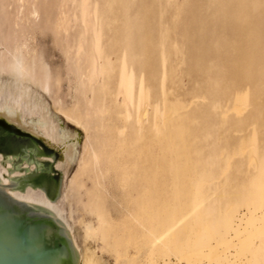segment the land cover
<instances>
[{"label": "bare ground", "instance_id": "6f19581e", "mask_svg": "<svg viewBox=\"0 0 264 264\" xmlns=\"http://www.w3.org/2000/svg\"><path fill=\"white\" fill-rule=\"evenodd\" d=\"M36 2L6 1L16 8L5 16L11 31L0 70L12 75L14 89L3 95L0 83V189L52 211L70 233L78 264H106L90 241L116 264H264V0H199L182 41L171 0L158 4L156 35L146 0L59 2L58 35H69L75 19L77 54L88 45L81 74L91 85L88 110L80 96L69 108L57 104L86 135L70 181L92 217L83 229L78 224L82 245L61 205L66 184L54 174L75 161V135L47 117L26 85L38 66L20 24L39 13ZM52 78L43 72L39 87L51 88ZM185 78L190 86L179 93ZM95 115L102 121L97 150Z\"/></svg>", "mask_w": 264, "mask_h": 264}, {"label": "rangeland", "instance_id": "374dc122", "mask_svg": "<svg viewBox=\"0 0 264 264\" xmlns=\"http://www.w3.org/2000/svg\"><path fill=\"white\" fill-rule=\"evenodd\" d=\"M0 1L3 3V5H2V3L0 2V23H5L6 17L8 16V18H11L12 16H10V15L11 14L13 15L16 7H15V5L7 6L6 5L7 0H0ZM61 1L60 0H37L35 5H36V7H38L37 10H39V8H40L39 13L37 12V15L35 14V17H34V15L31 16L29 20L27 19L28 20L27 22H24L25 21V19H24V21H22L20 26H21V28L22 27L24 28L25 32H27L26 30L29 29L28 32L25 33L26 37L24 36L23 39L26 42L28 41L27 43H28L29 49L32 53V55L30 54V57H29L30 60L36 62V65L38 66L36 71H35V74L37 76L35 74H33L34 76H31L34 79V84H33V82L32 83L31 82L26 83V85H29L30 93L32 94V96L35 97V98L33 97L35 100L38 99L36 97V96H38L40 99V100L38 99V102H40L44 107H46V109L48 107L47 117L49 116L48 117L49 119H52L54 121V123L56 122L55 124H57V125L59 124L60 125V126L58 125L59 128L63 127L62 129L70 131L71 134L75 135V137L73 138V141L75 143L77 142L76 143L77 144V157H76L75 161L67 168L64 166V168L61 169L60 171L58 168H54L55 169L54 174H56V176L60 177L61 179L63 178L64 179L63 183L66 184V185H64V184L63 185L65 186V189L67 192V197L63 200V202H61L62 207H64V209H65V213H66L65 215L67 216L68 220L71 218L69 220V222L72 225L76 224V225H73L74 227L79 228L80 226H82L81 228L83 229L84 224H81V223L90 221L92 219V217L90 214L88 215V211L85 209V206L82 203V202H86V199H85L86 197L85 196L81 197V195L77 191L73 190L72 187H70V185H71L70 181L76 172V166L78 167V163H79L78 160H80V158L78 159V157H81V155H82V152H83L82 149H83L84 144H85L84 141L86 140L85 139L86 135H85V132L82 128L77 127L73 123L67 121L65 116L60 111L58 112L57 108H59L58 105L61 102H62L61 104L63 105L62 108H64V106H65V109L69 108L71 106L70 104L74 105L73 102H75L76 101L75 99L76 98L78 99L80 96V99H81V102L83 105L82 111L84 112V110H85V112H86V109L88 110L91 97H89V95H86L87 94L86 92L89 91V89L91 88V85H89L90 84L89 81L86 80L85 78H82V75H81L85 71L86 67L89 65V62L87 60V58H88V50H87L88 45L86 44L85 49L79 55L77 54L76 45L79 41L81 25L79 22H76L75 19L72 20V23H71L72 24L71 25L72 30L70 29L69 35L64 34V33H62L63 35H61V34L58 35V32L55 28V22H56L55 19L58 15L59 8H60L59 2H61ZM146 1H147L148 8H149L148 9V27L151 29V31L154 33V35H156L158 32V28H159L158 27L159 26L158 14L160 12V6L159 5L165 3V0H157V1L146 0ZM198 1L199 0H171V2H170V4H171L170 5V7H171L170 14H171V19H172L171 21H172V24L174 26V36L179 41L184 40L185 39V32L187 30L192 29L193 22H194V14L196 12V7H197L196 5H197ZM7 10H8V12H7ZM24 10H25V8H24ZM8 21H10V20L7 19L6 23L2 24V26L0 24V37L2 36L3 39H4V37L6 38V36L8 35L7 32L9 33V30L11 31V28L9 29V26H11V24H10V22L8 23ZM30 21H31V24H30ZM22 24H24V25L26 24V25L24 26ZM6 27H7V30H5ZM32 30H33V32H32ZM76 31H77V33H76ZM27 34L31 35V36H28ZM68 40H69V42L71 41L69 44L72 43L71 45H73V47H74L72 52L69 51L71 55L68 53V50H70L68 48ZM2 42L5 43V46L3 45ZM4 49L6 51L5 52L6 55L3 54ZM32 50H34L35 52ZM3 55H4V58L7 56V48H6L5 39L0 42V66H1V61H2ZM35 55H36V57H35ZM39 58H40V60H39L40 62L37 60ZM39 63H40V65H38ZM82 66H84L85 69ZM42 67L45 69H42ZM0 69H1V67H0ZM1 71H3V72L1 73ZM38 71H40L39 75L37 74ZM43 72H44V74L48 75L49 78L53 77L52 79H50L52 82L50 85L51 88H49L47 90L45 89L46 91L42 87H39V83L42 82L41 78H42ZM9 74H10L9 71H7V70H3V69L0 70V83L2 86L5 84L4 85L5 87H2L3 95H8L9 92L14 89L12 75L11 74L9 75ZM49 74H51V75H49ZM31 77H27V78L30 79ZM57 77H59V80L61 79V81H60L61 86H60V84L57 85L58 83H56V81L58 82ZM36 79L38 80L37 82H36ZM39 79L41 82L39 81ZM55 79H56V81H55ZM101 82H102V79H99L96 82L97 87L101 84ZM30 84H32V85H30ZM35 84H37V85L35 86ZM53 84H54V86H52ZM189 86H190L189 79L185 78V80H184L183 84L180 86L178 92L179 93L186 92L188 90ZM36 93H38L39 95ZM78 93H79L78 97H75L74 95L75 94L77 95ZM55 94H57V95H55ZM86 97H87V99H86ZM65 99H67V100H65ZM120 101L121 100L118 99V100H116V102L112 103L110 112H111V117H113L114 119L116 118L115 112H116V109L120 106ZM56 106H58V107H56ZM66 106H68V107H66ZM26 107L27 106L24 104L23 109L28 112L29 110ZM60 108H61V106H60ZM56 109H57V111H56ZM36 116H38V115H36ZM97 117H99V118H97ZM95 118L93 117V119L95 121L93 120L94 122H93L92 129H91V136H92L91 144L95 146V147L92 146L95 148V149L93 148V150H97L100 147L99 144L96 147L97 141L96 142L94 141V143H93V140H94V137L96 138L98 136L97 132H99L98 130L101 129L100 127L102 126V121H101L100 116L95 115ZM96 120H98V121L96 122ZM96 125H98V126H96ZM67 128L70 130H68ZM93 128H95V129L93 130ZM95 140H97V138ZM38 142L40 145H42V143L40 141H38ZM77 161H78V163H77ZM65 174H67L66 178L64 176ZM68 183H69V185H68ZM91 183H92L91 180L87 179V187L88 188L92 187ZM83 194H85V193L83 192ZM78 197H79V199H78ZM81 198L83 201L78 202L79 200H81ZM108 200H112L111 195L108 196ZM79 222H80V226L78 225ZM81 228H79L80 230L79 229H76V230H77V234H78L77 237H78L79 243L82 245V244H85V242L83 240V236H82L83 230H81ZM93 242L94 241L88 242L87 246L89 244L88 247L92 248L95 251L98 248L96 251L97 255L98 256L100 255L99 257L102 258L103 257L102 255L104 254V257L102 258V260L105 261L106 264H114L115 263L114 258L112 256H111L112 257L111 258L108 253L105 254V253L101 252V248L99 249V246L101 247V243L100 242H94L93 243ZM90 244H91V246H90ZM100 252H101V254H100Z\"/></svg>", "mask_w": 264, "mask_h": 264}, {"label": "water", "instance_id": "95a60500", "mask_svg": "<svg viewBox=\"0 0 264 264\" xmlns=\"http://www.w3.org/2000/svg\"><path fill=\"white\" fill-rule=\"evenodd\" d=\"M78 263L69 231L52 211L0 189V264Z\"/></svg>", "mask_w": 264, "mask_h": 264}]
</instances>
